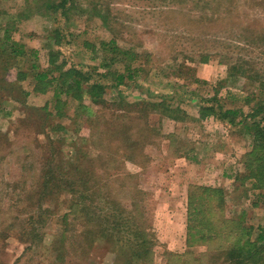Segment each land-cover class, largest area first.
<instances>
[{"label":"rangeland","instance_id":"1","mask_svg":"<svg viewBox=\"0 0 264 264\" xmlns=\"http://www.w3.org/2000/svg\"><path fill=\"white\" fill-rule=\"evenodd\" d=\"M75 1L85 11L73 10L66 22L67 32L74 36L69 53H80L77 58L91 66L101 61L99 42L115 38L122 47L138 52L132 67L143 68L137 79L150 92L128 88L124 90L125 100L131 104L159 101L157 95L177 90L181 97L173 96V106L178 105L197 120L174 121L161 117L159 110L147 116L133 111L128 118H118L124 110L116 108L114 103L119 98L109 88L105 106L88 99L81 105L70 101L68 117L50 116L46 110L51 112L52 103L46 109L44 104L51 101V92L33 91L29 64L31 52L37 51V62L46 66L48 50L42 45L59 19L38 13L39 0H0V24L16 22L12 38L26 53L12 59L7 71L0 64V264H124L127 252L112 245L110 237L95 238L88 251L80 247L88 238L86 230H90L82 226V207L91 210L88 217L93 229L100 224L94 220V210L114 209L135 215L137 226L146 227L155 236L147 264H222L224 250L220 252V248H226L238 234L224 224L223 218H241L244 226L252 227L253 239L264 226V188H253L254 180L245 177L250 137L212 116L199 119V103L218 93L223 106L250 111L252 101L244 98L259 93L256 79L238 77L226 82L219 92L216 83L217 78L226 76L227 62L234 58L246 61V67L259 71L264 78V46L257 39L261 34L264 40V0H234L232 15L225 9L229 0H210L213 8L219 7L213 22L203 17L205 4L195 6L196 0ZM95 4L103 8L95 10ZM26 5L36 11L29 18L17 19L16 14ZM99 11L108 15L111 29L102 25ZM233 25L236 30L231 35L228 28ZM197 33L207 36L195 39ZM93 44L97 52L92 51ZM201 53L210 54L207 62L199 61ZM190 66L195 75L187 68ZM112 67L121 71L124 63ZM125 124L146 155L135 153L136 163L124 161L120 154L126 150L120 133ZM80 148L90 152L88 159L93 157L88 167L93 168V181L98 184L95 194L104 200L77 184L73 185L77 190L74 195L57 192L29 204L30 194L37 199L32 193L47 166L62 164L72 170L73 165L69 166L77 160ZM80 156L88 165L86 156ZM67 178L72 181L68 173ZM194 184L225 191L222 210L211 206L212 201L205 204L207 216L217 228V236L208 246L186 244L188 189ZM72 200L81 213H70ZM26 212L36 213L35 221L24 217ZM111 219L113 216L108 215L107 220ZM31 228L38 230L32 243L22 234Z\"/></svg>","mask_w":264,"mask_h":264},{"label":"trees","instance_id":"2","mask_svg":"<svg viewBox=\"0 0 264 264\" xmlns=\"http://www.w3.org/2000/svg\"><path fill=\"white\" fill-rule=\"evenodd\" d=\"M39 1L41 4L40 8L37 10L38 13L45 15L52 14L54 19H59L58 25L50 32L51 35L49 34V40L42 45L48 50L46 66L41 67L37 62V51L31 52L32 57L29 64L31 72L30 84L32 85L33 91L39 93L51 92V101H47L44 104L46 109V106L48 107L50 105L49 103H52L51 112H48L50 110H46L50 116L58 118L68 117L66 108H68L67 105H69L70 101H75V103L81 105L84 103V99H88L95 105L105 106L107 100L104 96L106 90L109 88L113 91L115 90L119 98L118 102H116L117 104L114 103L116 108L124 110L122 115L117 116L118 118H128L133 111L139 114L145 113L147 116V113L152 114L159 110L161 117L174 121L187 119L197 120V118L187 114L186 111L178 105L173 106L171 102L173 96L178 98L181 97V93L177 90L173 91L170 95H157L160 99L159 101L149 102L142 100L133 104L128 103L124 95V90L126 89L141 88L143 91L150 94L148 89L143 87V83L139 82L137 79L138 73L143 71V68L140 66L132 67V63L139 57L138 52L132 48L122 47L115 38H112L108 41L99 42L98 47L102 52L100 63H93L91 66L85 65L77 58L80 53L77 55L67 51L74 36L67 32L68 27L66 26V22L70 20V15L73 10H77L78 13L80 10L84 12L85 9L81 6L78 7L75 0ZM229 1L230 5L225 9L229 13L228 15H232L230 14L233 8L231 4L234 0ZM194 3L195 6L205 4L203 5V17L205 16L210 22L216 19L215 16L218 15L217 12L219 11L217 5V8H213L210 4V0H196ZM92 7L95 10L103 8L96 4ZM25 8L22 12L16 14L17 19L29 18L30 15L34 14L36 11L28 5H26ZM206 8L209 11H207ZM2 14L3 12L0 10V17ZM97 16L102 25L109 29L110 18L108 15L99 11ZM15 24L16 22L14 20L4 23L3 26L0 24V30L2 31V34H0V64L3 71H7L11 67V61L16 56L26 54L22 45L15 42L12 38V32L16 30ZM228 30H230L229 34L233 35L232 32L236 29L233 25L229 27ZM194 36L195 39H202L207 35L199 34ZM257 39L262 43L261 46H264V42H262L264 40L261 34H259ZM90 46L93 52L98 51L97 46L94 44ZM199 56V61L205 63L209 60L210 54L201 53ZM222 56L230 59L227 54H223ZM147 57L151 59L152 56L149 54ZM118 62L124 63L123 70H112V66ZM246 66L247 62L240 58L229 60V62H227L226 76L224 78H217L216 84H218L217 92H219V89L222 88L226 82L234 81L238 79V77L256 79L259 84L257 86L259 93L253 94V98L252 96L251 98L248 96L244 98L247 102L252 101L250 111L245 113L242 108H227L223 106L217 97L218 93H216L212 97L202 99L199 103V119L212 116L223 124L240 129L243 134L250 137L251 148L246 152L244 159V165L247 171L245 177L254 180L253 188L262 189L264 188V78H261L262 76L259 71L253 68L249 69ZM187 68L190 70L193 69V75H195L194 68L191 66ZM194 80L196 82L200 81L198 78H194ZM76 115L78 116V114ZM129 131L130 128L127 124L122 125L120 133L123 136L122 140L126 150H123L120 154L124 157V161L134 162L135 153H139L142 157L146 155L142 154L143 152L139 140L131 138ZM81 140L83 142L85 141L83 138ZM76 153H78L79 156H77V160L75 159V162L69 166L70 168L73 165V169H70V171L68 167L62 166V164L54 167L52 165L47 166V170L43 173L35 191L32 193L37 195V199L34 200L33 195L30 194V197H28L29 204L32 201L41 202L42 198L46 196L50 197L57 192L60 193V195H74L77 193V190L73 188V185L76 187L77 184H79L86 193L92 192L98 200H104L103 197L95 194L98 190V184L93 181L95 178L93 168L91 169L88 167L93 157L88 159L91 157L90 152H82L81 148ZM80 155L86 156L89 161L88 165L85 164L83 157ZM67 173L72 181L67 178ZM237 179L240 180V178ZM188 190L186 244L188 247L196 245L208 246V243L216 238L217 228L216 224H213V219L207 216L208 211L205 210V204L212 201L211 206L215 207L217 210H222L225 204V191L220 187L198 186L196 184L191 185ZM81 197H84V194H81ZM69 207V211L73 215L80 212L78 205H76L73 200L70 201ZM31 208H35L34 202ZM81 209L85 211L84 216H81L82 226L90 228V230H86V236L88 237L87 240H85L86 242L84 241L80 246L84 248V251H88L90 248L88 245L91 246L95 238L102 237L108 239V237H110V239L113 240L111 243L112 245H117L127 252L124 264H147L149 262L155 246V236L154 233H150L146 227L141 228L137 226L135 215L130 212H125V215H123L120 213L122 211H116L114 209L100 210L98 213L94 210L92 211L94 220H97L100 224L93 229L91 226L92 219L88 217L91 210L84 207ZM144 210L145 208L142 209L141 213ZM65 215L66 214H64V216ZM108 215L113 216L110 222L107 220ZM141 215L144 217L145 213ZM17 216L12 218L16 219ZM35 216L37 215L34 212H30V214L26 212L24 214V217H27L30 222L35 221ZM223 222L229 226L230 229H233V231L236 230L238 234L235 240L231 241L226 248H220V252L224 250L220 256L221 263L264 264V226L259 227L258 233L251 239L252 227L244 226L241 218H236L234 216L228 218L224 217ZM66 223L65 219L64 225ZM22 234L32 243L38 234V230L36 228H31V230L24 229ZM78 236L81 238L83 237L80 234Z\"/></svg>","mask_w":264,"mask_h":264},{"label":"crops","instance_id":"3","mask_svg":"<svg viewBox=\"0 0 264 264\" xmlns=\"http://www.w3.org/2000/svg\"><path fill=\"white\" fill-rule=\"evenodd\" d=\"M263 218H264V216H263Z\"/></svg>","mask_w":264,"mask_h":264}]
</instances>
